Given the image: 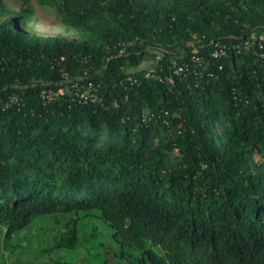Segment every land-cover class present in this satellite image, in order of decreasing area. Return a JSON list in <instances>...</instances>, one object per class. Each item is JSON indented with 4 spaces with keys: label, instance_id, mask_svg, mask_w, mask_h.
Returning a JSON list of instances; mask_svg holds the SVG:
<instances>
[{
    "label": "trees",
    "instance_id": "16d2710c",
    "mask_svg": "<svg viewBox=\"0 0 264 264\" xmlns=\"http://www.w3.org/2000/svg\"><path fill=\"white\" fill-rule=\"evenodd\" d=\"M35 1L63 32L0 0L13 264H264V0Z\"/></svg>",
    "mask_w": 264,
    "mask_h": 264
},
{
    "label": "rangeland",
    "instance_id": "374dc122",
    "mask_svg": "<svg viewBox=\"0 0 264 264\" xmlns=\"http://www.w3.org/2000/svg\"><path fill=\"white\" fill-rule=\"evenodd\" d=\"M33 7V14L29 22L27 23V30L30 32L51 36L55 34H59L64 31V26L59 19L55 10H50L47 7L39 6L35 0H29ZM5 3L8 7L13 10H18L20 5L22 4V0H5ZM1 18L0 20H2ZM151 51L156 54H160V49L150 48ZM151 60L148 58L141 63L139 67H149ZM257 158V156H256ZM8 253L6 250L1 247V239H0V264H13V259H9L7 257ZM23 259L31 261L33 259H47V255H42L41 257L38 255H25Z\"/></svg>",
    "mask_w": 264,
    "mask_h": 264
},
{
    "label": "built area",
    "instance_id": "2783aa9c",
    "mask_svg": "<svg viewBox=\"0 0 264 264\" xmlns=\"http://www.w3.org/2000/svg\"><path fill=\"white\" fill-rule=\"evenodd\" d=\"M259 46H261L260 44V40L263 38V35H259ZM253 42V41H251ZM216 49L214 50V52L212 53L214 56L216 55H220V54H224L225 52V46L224 45H220L217 44L216 45ZM245 47L249 48L250 47V41H246L245 42ZM120 52H123V49L120 50ZM178 69H182V66H179ZM148 74V73H147ZM127 79L129 80H133L130 76L127 77ZM168 81L172 82V78L168 77ZM71 87L75 90V94L79 97L82 98L84 100H86L87 98H91V99H96V96L94 92H92V90L95 91L96 87L94 85V83L92 81H86L84 83L79 84L77 81H74L71 84ZM63 92V87H59L58 90L56 92H54V94L57 93H62ZM116 103L114 102V105Z\"/></svg>",
    "mask_w": 264,
    "mask_h": 264
}]
</instances>
